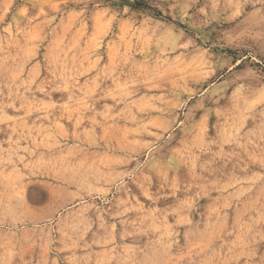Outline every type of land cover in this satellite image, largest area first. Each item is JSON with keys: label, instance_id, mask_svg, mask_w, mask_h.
<instances>
[{"label": "rangeland", "instance_id": "rangeland-1", "mask_svg": "<svg viewBox=\"0 0 264 264\" xmlns=\"http://www.w3.org/2000/svg\"><path fill=\"white\" fill-rule=\"evenodd\" d=\"M0 264H264V0H0Z\"/></svg>", "mask_w": 264, "mask_h": 264}]
</instances>
